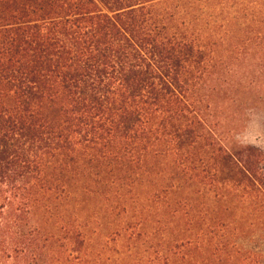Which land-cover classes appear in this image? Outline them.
Masks as SVG:
<instances>
[{
	"label": "trees",
	"instance_id": "1",
	"mask_svg": "<svg viewBox=\"0 0 264 264\" xmlns=\"http://www.w3.org/2000/svg\"><path fill=\"white\" fill-rule=\"evenodd\" d=\"M223 1L0 0V264H91L68 207L81 219L93 196L108 217L139 187L263 197L264 152L217 131L210 3ZM246 229L210 221L194 238L210 264H264L238 242Z\"/></svg>",
	"mask_w": 264,
	"mask_h": 264
},
{
	"label": "rangeland",
	"instance_id": "2",
	"mask_svg": "<svg viewBox=\"0 0 264 264\" xmlns=\"http://www.w3.org/2000/svg\"><path fill=\"white\" fill-rule=\"evenodd\" d=\"M210 34L217 45L223 40L212 64L222 65L227 88L215 103L220 114L218 134L231 151L251 145L264 152V0L210 3ZM132 194L131 207L125 213L119 208L113 217L104 212L111 200L104 203L95 196L86 199L81 219H74L68 207V219L84 228L83 250L91 264H210V247L202 250L201 240L194 238L199 227L210 221L247 228L238 242L264 252V195L237 193L218 181L208 192L184 187L155 193L139 187ZM200 216L206 217L205 222ZM124 223L129 226L126 232L119 230ZM173 240L178 243L175 255L167 249Z\"/></svg>",
	"mask_w": 264,
	"mask_h": 264
}]
</instances>
